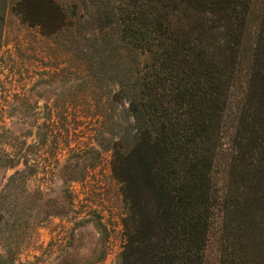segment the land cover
Wrapping results in <instances>:
<instances>
[{
  "label": "trees",
  "instance_id": "1",
  "mask_svg": "<svg viewBox=\"0 0 264 264\" xmlns=\"http://www.w3.org/2000/svg\"><path fill=\"white\" fill-rule=\"evenodd\" d=\"M97 1L101 15L79 56L92 76L110 63L134 129L112 166L125 205L118 261L205 264L219 203V242L228 251L220 264H264V3L225 144L223 114L255 0ZM8 8L58 14L56 31L69 24L57 0H0V36ZM224 145L227 179L216 196L212 169Z\"/></svg>",
  "mask_w": 264,
  "mask_h": 264
},
{
  "label": "rangeland",
  "instance_id": "2",
  "mask_svg": "<svg viewBox=\"0 0 264 264\" xmlns=\"http://www.w3.org/2000/svg\"><path fill=\"white\" fill-rule=\"evenodd\" d=\"M57 1L67 7L69 23L60 31L58 14H17L10 8L3 14L0 264H120L125 205L112 166L115 151L131 140L133 120L110 63L92 76L90 62L79 56L102 4ZM263 3L255 0L249 11L223 114L225 144L236 127ZM44 15L49 18L42 27ZM225 148L212 169L216 196L227 179ZM219 217L216 203L205 264H220L228 252L219 242Z\"/></svg>",
  "mask_w": 264,
  "mask_h": 264
}]
</instances>
